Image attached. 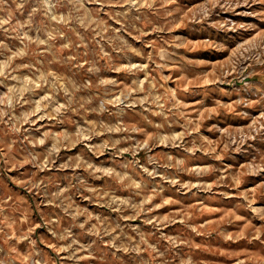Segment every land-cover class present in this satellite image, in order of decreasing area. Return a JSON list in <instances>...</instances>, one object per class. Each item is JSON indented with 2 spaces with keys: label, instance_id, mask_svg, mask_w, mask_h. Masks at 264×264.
Here are the masks:
<instances>
[{
  "label": "rangeland",
  "instance_id": "374dc122",
  "mask_svg": "<svg viewBox=\"0 0 264 264\" xmlns=\"http://www.w3.org/2000/svg\"><path fill=\"white\" fill-rule=\"evenodd\" d=\"M0 264H264V0H0Z\"/></svg>",
  "mask_w": 264,
  "mask_h": 264
}]
</instances>
